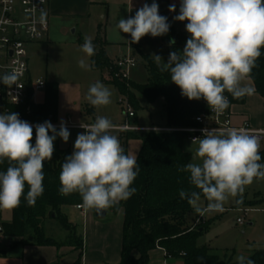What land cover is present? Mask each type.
<instances>
[{
  "label": "clouds",
  "instance_id": "clouds-1",
  "mask_svg": "<svg viewBox=\"0 0 264 264\" xmlns=\"http://www.w3.org/2000/svg\"><path fill=\"white\" fill-rule=\"evenodd\" d=\"M169 11L176 12V5H170ZM173 19L187 21L190 38L182 54L170 52L167 63L160 55L152 57L161 71L170 72L171 82L180 88L183 97L204 99L212 111L220 114L229 107L225 91L234 99L254 94V88L242 82L249 77L264 48V0H181L179 14ZM116 27L130 34V43H139L147 35H166L170 24L166 16L159 14V5L153 0L150 5L144 3L133 17L120 18ZM174 44V39L169 41V46ZM81 50L89 57L95 54L91 39L85 38ZM79 65L87 67L83 60ZM18 78L15 72L5 74L0 83L12 87ZM110 97V90L97 81L90 85L85 98L92 106L100 107L110 104ZM17 100L18 97L15 103ZM80 127L84 131L78 133L73 153L65 157L61 166L59 191L65 196L78 193L85 210L101 214L135 193L131 185L138 175L137 161L124 154L117 136L109 134L114 125L108 118L100 116L94 123ZM202 131L194 157L200 163H188L180 171L190 173V183L206 197V211H223L229 196L242 193L254 179H264V164L259 163L260 136L243 128L218 133ZM57 137L65 143L69 140L64 121L58 131L49 121L37 124L34 133L33 126L21 120L18 113L0 114V163L5 159L9 162L7 170L0 172V209L19 207L26 185L27 203L35 205L44 192V163L52 160ZM180 195L192 204L200 199L197 192L189 196L181 191ZM237 261L255 264L242 255Z\"/></svg>",
  "mask_w": 264,
  "mask_h": 264
},
{
  "label": "trees",
  "instance_id": "trees-1",
  "mask_svg": "<svg viewBox=\"0 0 264 264\" xmlns=\"http://www.w3.org/2000/svg\"><path fill=\"white\" fill-rule=\"evenodd\" d=\"M159 14L168 18L169 32L161 36L163 45L168 53L181 51L190 35L178 31L166 12L159 8ZM174 39L175 44L169 46ZM84 40H80L84 44ZM95 54L91 56V67L95 71H108L112 85L121 95L126 96L129 104L140 109L138 97L148 103L157 99L162 100L166 113L167 128H184L194 125V118L204 111L201 100H189L181 95L180 88L171 82L170 72L161 71L154 59L149 55H141L149 72L147 84L131 83L127 92L126 84L112 78L115 71L114 60L105 50L107 42L101 33L92 42ZM254 84V92L264 97V48L256 61L249 77ZM47 89L45 101H34V90L29 85L28 100L20 107H10V113L16 112L22 120L33 124L45 121L56 123L58 112V88L56 84L45 85ZM232 104H244L246 97L234 99L230 93L224 92ZM136 113V112H135ZM59 129H57L58 131ZM35 133V129H33ZM51 135V132L49 133ZM127 141L140 139L142 148L137 156L138 175L131 185L135 193L127 200L120 201L106 209L118 214L123 211V242L121 260L117 264H151L150 253L161 248L167 257L181 260L183 264H238L231 260H221L207 246H199L198 240L207 232L210 225L194 227L197 211L187 197L182 198L181 191L200 193V198H206L200 189L190 183V173L180 171L192 162L193 156L184 150L187 135L183 133L149 131L140 135L136 132L126 133ZM60 137L54 141V153L51 161L44 163V192L36 200L34 206L27 203L28 186H25L24 196L19 207L11 209V221H1L3 209H0V227L5 238L12 240V246L33 243L36 245H56L57 241L48 237L45 231V220L49 217L70 233L72 243L77 250L83 249V239L76 235L75 226L62 212L64 207L82 205V198L78 193L67 196L60 194V172L66 156L71 155L69 148H62ZM35 145V134L32 140ZM264 164V147L260 151ZM9 162L5 159L0 163V172L6 171ZM241 197V193H238ZM241 204V202L239 203ZM240 208V207H239ZM4 255V253H0ZM255 264H264V247L257 248L251 256ZM74 264H82L79 259Z\"/></svg>",
  "mask_w": 264,
  "mask_h": 264
},
{
  "label": "rangeland",
  "instance_id": "rangeland-1",
  "mask_svg": "<svg viewBox=\"0 0 264 264\" xmlns=\"http://www.w3.org/2000/svg\"><path fill=\"white\" fill-rule=\"evenodd\" d=\"M157 1V0H155ZM171 19L175 28L183 33L190 35L186 31L187 21L180 22L173 19L179 14L180 5H176V12H170L169 6L172 5L168 0H160L157 3ZM120 18L126 19V14L116 13L115 23L116 27ZM79 29L70 28L69 24H65V28H58V26L51 25L50 35L48 40L42 42L31 43L26 46L28 53L29 72L34 81L41 79L47 84H56L58 91V112L57 123L64 121L68 124L70 119L74 125L92 124L97 117L108 118L115 127H121L126 121L128 105L126 96L120 94L119 90L112 84H105L103 78H107L112 82L108 71H103L104 75L99 71H95L91 67V56L81 50L83 44L80 43L82 39ZM85 38H95L97 30L96 24L88 25L83 28ZM83 40V39H82ZM114 43L110 47V52L113 57H118L122 53L121 45L127 42L125 33L121 32L117 27L110 37ZM152 59V54L160 55L165 63L169 58L168 49L165 45L152 47L148 49ZM137 66L130 71V82L126 83L127 92L131 93V83L139 85L147 84L149 80V72L146 67L144 58L137 55ZM83 60L87 67H80L79 62ZM161 62V66L163 65ZM99 81L105 85L111 92V103L106 106L94 107L87 100L90 85ZM245 84L250 86V81L246 79ZM44 90L35 94V101L42 103L46 98V91ZM250 96H248L249 98ZM258 97V96H257ZM260 98V97H259ZM140 109L136 111V118L130 121V124L140 128H154V129H170L167 128L166 113L163 107V102L157 99L153 103H148L142 97H138ZM249 101V100H248ZM91 111V114H89ZM70 137L67 144L71 145L72 152L74 151V142L80 130H71ZM149 131H140L136 134L140 135ZM160 132V131H157ZM163 132V131H162ZM111 135L118 137L119 142L124 149L125 155H131L135 159L142 148L140 139H133L127 141L126 133L112 128ZM264 147V143H263ZM198 145L186 142L184 150L195 156ZM191 163H200V159H192ZM235 197L229 196L223 205V211H208L205 212L202 219V212L207 209L208 201L206 198H200L198 202L193 204L194 208L200 209L198 212V219L201 221L197 223L198 219L193 223L194 227L210 225L205 234L198 240V244L210 247L211 251L216 254L221 260H231L238 262V256L249 257L248 244L264 246V179H254L253 182L244 187L243 192ZM241 202V204H239ZM257 205L258 211H249L244 214L238 208L246 206L251 207ZM62 212L67 216L69 222L75 226V233L78 236L86 239L87 219L83 221L80 213L74 207H64ZM92 214L93 210H87ZM10 210H3L2 222L10 220ZM238 219L243 220V226L237 223ZM122 220V216L120 217ZM104 224H116L119 221L118 214L108 212L105 219L99 220ZM252 224V225H249ZM1 225V224H0ZM45 231L48 237H51L57 242L68 241L71 239L70 233L63 230L58 223L51 218L45 220ZM4 247H0V251Z\"/></svg>",
  "mask_w": 264,
  "mask_h": 264
},
{
  "label": "crops",
  "instance_id": "crops-1",
  "mask_svg": "<svg viewBox=\"0 0 264 264\" xmlns=\"http://www.w3.org/2000/svg\"><path fill=\"white\" fill-rule=\"evenodd\" d=\"M168 1L169 3L175 5H180L181 3V0ZM152 2L153 0H49L48 16L50 29L51 25L58 26V28L63 27L64 29L66 23L69 24L70 28L76 27V29H79L81 25L82 29L80 30V34L82 39L85 41L86 34L83 28L88 25L96 24L97 30L95 32V38H92L91 41H95L100 31L102 38L107 42V45L105 46L107 54L110 58L115 60L119 56L113 57L110 52V47L114 45V43L110 40V37L112 32H114V28H116L113 25L116 20V13L121 12V14H126L127 19L129 17H133L136 11L142 7L144 3H148L150 5ZM155 2L158 3L160 0ZM159 8L161 7L159 6ZM49 35L50 30L46 40H48ZM125 35L127 42L121 45L122 53L125 51L128 44H130L133 53L135 52L137 55L149 56L150 54L148 49L163 46L161 36L152 37L147 35L143 37L139 43H130V34L125 33ZM99 72L104 75L103 71ZM246 79L250 81V86L254 88V84L251 79ZM103 82L105 84H111L107 78H103ZM242 83L245 84V82ZM232 110L234 114L233 123L235 125H241L242 123L248 121L253 127L264 129V97L254 92V94L250 95L249 98L248 96L246 97L244 104H233ZM89 114H91V111H89ZM68 120L69 122L71 121L70 119ZM56 124H58L57 121ZM68 130L71 131L75 129ZM60 145L62 148H69L72 152L71 145L65 143L62 139L60 140ZM194 157L195 156H193V159L195 160L196 158ZM243 209L258 211L256 204L248 208L246 206L238 208V210ZM261 211L264 212V209H261ZM205 212L208 211L205 209L202 213L205 214ZM121 216L122 220H120ZM118 218L119 221L117 222V225L104 224L95 217L94 211L92 214L87 213L86 218H83V221L87 219V231L86 239L81 236L83 239L82 250H77L71 239L66 242H57L56 245L42 246L27 243L25 245L12 246V240L0 236V247H4V250L0 251V253H4V255H0V264H74L79 259L82 264H117L121 260L122 252L123 211H119ZM196 219H198V212L195 220ZM10 221L11 216L8 222ZM199 246L206 245L199 244ZM248 246L251 248L249 250V257L254 250L264 247L262 245L255 244H248ZM208 248L211 249L210 247ZM150 260L151 264H183L181 260H173L172 258L167 257L166 252L161 248H157L150 253Z\"/></svg>",
  "mask_w": 264,
  "mask_h": 264
},
{
  "label": "built area",
  "instance_id": "built-area-1",
  "mask_svg": "<svg viewBox=\"0 0 264 264\" xmlns=\"http://www.w3.org/2000/svg\"><path fill=\"white\" fill-rule=\"evenodd\" d=\"M48 4L49 0H0V77L13 72L17 73L19 77L16 85L12 87L0 83V114L10 113V107L25 105L28 100L29 85L34 90V101L35 94L45 89L46 82L44 80L38 79L34 81L30 76L26 46L47 39L50 30ZM114 65L115 71L112 78L125 84L129 83L130 71L137 66V58L132 52L130 44L114 60ZM16 97H18V100L15 103ZM227 99L229 107L220 114L212 111L207 102L202 99L201 103L204 106V111L194 118V125L192 126L170 129H146L130 124V121L135 118L136 113L133 111L126 97L128 105L127 112L125 113L126 121L123 126L113 128L123 133L140 131L183 133L187 135L186 142L194 145H199V139L202 138V130L204 129L218 133L228 128H243L248 130L249 134L260 136L261 151L264 143V129L253 127L248 121L241 125H235L233 123V104L228 97ZM19 118L21 119V117ZM30 124L35 129V125L37 124ZM52 124L59 129L60 125L56 123ZM66 127L68 129L84 131L80 125H74L71 122L66 124ZM75 208L80 212L82 218L85 219L88 213L87 210L81 205L75 206ZM240 211L247 214L250 210L243 209ZM203 216L204 213L201 214L200 219ZM200 219H198L197 223L201 221ZM237 223L243 225V220L238 219Z\"/></svg>",
  "mask_w": 264,
  "mask_h": 264
},
{
  "label": "water",
  "instance_id": "water-1",
  "mask_svg": "<svg viewBox=\"0 0 264 264\" xmlns=\"http://www.w3.org/2000/svg\"><path fill=\"white\" fill-rule=\"evenodd\" d=\"M93 211H94L95 217L99 220H103L107 217V211L106 210H104L101 214H97V212L95 210H93ZM0 234H2L1 227H0Z\"/></svg>",
  "mask_w": 264,
  "mask_h": 264
}]
</instances>
